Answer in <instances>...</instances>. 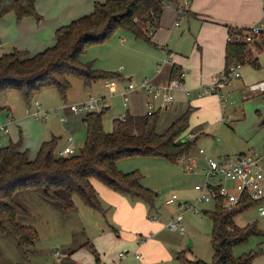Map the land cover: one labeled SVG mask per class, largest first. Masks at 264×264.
Returning <instances> with one entry per match:
<instances>
[{"label":"rangeland","instance_id":"rangeland-1","mask_svg":"<svg viewBox=\"0 0 264 264\" xmlns=\"http://www.w3.org/2000/svg\"><path fill=\"white\" fill-rule=\"evenodd\" d=\"M175 6L177 5L165 4L158 19V28L155 31L162 28L165 31H172L170 39L164 46L153 48L146 41L136 39L131 33L116 28L102 42L87 45L83 49L78 58L79 65L87 66L92 71L111 74L110 77L97 78L85 85L81 77L69 75L66 78L68 87L63 96L54 87H45L28 100L17 89L1 91L0 123L10 122V132L7 135L1 134L0 146L20 140L28 152V157L34 159L41 142L54 137L55 150H61L66 146L65 139L70 137L73 153H76L84 142L85 127L82 117L86 113H69L61 107L77 104L88 96L101 98L104 107H108L100 111L103 133L110 132L112 121L126 114V110L144 112L143 98L136 97L135 103L132 104L136 92L130 93L126 105H122L120 94L128 82L149 80V73L156 68L161 69L165 50L176 54L177 58L188 59L189 66L196 65L199 59L196 55L197 43L195 44L198 23L185 15L177 17ZM1 18L0 24L6 20L4 16ZM15 19L17 20L16 17ZM174 20L178 26H173ZM145 36L150 40L152 38L148 32ZM10 50L8 46L0 45V55L9 53ZM194 54L196 61L192 63ZM248 56L250 59L254 58L250 53ZM257 61L259 68H252L247 64L238 67L240 78H232L223 85L219 91L220 97L217 93H208V96L213 94L215 98L218 97L222 107L217 112L216 123H209V111L206 114L201 111L197 119L190 117L187 121V126L181 134L191 132L196 135L191 149L193 153L190 154L196 161V168L192 173H185L180 165L170 163L161 157L133 155L116 160L117 170L125 173L137 172L141 186L155 193L152 205L144 204L145 217L155 218L156 223L152 224H157V229L152 230L151 237L162 246V253L146 255L145 252L133 249L135 244L143 241L142 236H132L129 239L131 246L127 247L120 232L110 231V250L114 253L120 251L123 255L119 264H182L177 258L179 254L187 260H200L204 264H212L211 222L201 212L211 209L212 204L197 203V193L193 190L195 184H201L203 181L199 171L204 167V155H198L196 151L201 149L206 156L215 160L232 158L247 152H254L258 156L264 155V124H260L264 117V94H252L246 90L248 84L263 79L264 54L257 57ZM168 62L166 64H169ZM189 66L182 68L189 72ZM183 69L180 71L184 77L186 73ZM110 81L115 85L113 90L104 86L105 82ZM187 90L189 91L186 88ZM202 90L203 87L200 88L199 95ZM188 91L187 95L191 96L192 92ZM173 97L172 93V100ZM34 102H38L46 112L47 118L44 121L32 116ZM153 103L158 104L156 101ZM154 111L158 115L156 123L158 134L163 133L175 117H178L175 116L178 112L164 110V107ZM195 125H198L197 129L191 130ZM178 139L192 138L179 136ZM171 195L176 197V203L194 204L199 213L183 210L175 205H164V200ZM15 201L27 212L26 215L19 216L17 222L33 230L36 238L29 245L19 247L13 235L0 232V264H85L88 261L90 254L79 245L104 231L105 210H102V215L83 205L77 196H73L75 210L61 212L53 204L39 198L33 191L17 192ZM177 216L181 229H166L165 225L174 221ZM232 225L234 228L252 230L253 234L264 233V218L257 215L254 206L233 216ZM55 252L58 257L54 255ZM230 252L232 257L254 253L250 264H264V237L248 236L243 243L233 246Z\"/></svg>","mask_w":264,"mask_h":264},{"label":"trees","instance_id":"trees-1","mask_svg":"<svg viewBox=\"0 0 264 264\" xmlns=\"http://www.w3.org/2000/svg\"><path fill=\"white\" fill-rule=\"evenodd\" d=\"M35 0H0V18L12 12L17 19L33 16ZM165 4L177 0H105L95 3L88 15L77 18L57 28L54 44L30 55L14 49L0 55V92L17 89L28 100L45 87H54L63 96L68 87L67 76L81 77L84 84L111 74L90 70L79 65L78 58L90 44L102 42L116 28L131 33L136 39L157 46L145 36L147 31L158 28V19ZM176 7V6H175ZM186 8V7H185ZM187 12L184 9V14ZM246 28H228L224 46V68L229 65H253L241 41ZM151 34V35H152ZM178 68H172L176 76ZM190 109H186L172 121L163 133L156 132L157 112L143 115L124 114L112 121L111 131L103 133L100 112H90L82 118L85 138L81 148L68 156L54 154L56 140L51 138L40 143L34 159L30 160L21 141H10L0 146V232L14 236L19 247L29 245L36 233L17 222L27 212L15 201L20 191H33L42 200L53 204L59 211L75 210L72 197L77 196L86 207L101 212L91 180L96 179L110 190L129 199H137L152 205L155 193L141 186L137 172H120L115 168L119 158L133 155L161 157L170 163L190 153L195 139H178L187 126ZM242 201L233 208L224 209L216 199L212 208L202 210L211 222L210 244L212 264H250L254 253L231 256V248L243 243L252 230L234 228L232 218L251 206ZM93 253L90 245L82 244ZM182 264H204L200 260H187L177 255Z\"/></svg>","mask_w":264,"mask_h":264},{"label":"crops","instance_id":"crops-1","mask_svg":"<svg viewBox=\"0 0 264 264\" xmlns=\"http://www.w3.org/2000/svg\"><path fill=\"white\" fill-rule=\"evenodd\" d=\"M98 1L101 0H35V10L38 15L37 20L33 16L16 20V16L12 12L4 16L6 20L0 24V45L8 46L11 50H24L30 55L41 52L54 44V32L57 28L77 18L88 15L92 12L94 4L100 3ZM185 7L187 12L181 16L191 17L198 23V34L195 37V44L197 43L198 53L196 55L199 56V59L196 65L189 66L188 59L177 58L176 54L173 55L169 50H165V59L161 60V63H163L161 64V69L156 68L155 71L149 73V81L154 86H164L172 79V68L177 67L180 70L183 69V66H189V72L183 69L186 75L181 80V85L185 91L181 89L172 90L173 100L169 105L164 107V110L171 109L178 112L175 116H180L189 108L191 111L188 121L190 117L197 119L201 111L205 114L209 111L208 121L212 124L216 123L217 112L222 107L218 97L215 98V95H199L200 88H206L211 77L224 69V46L227 40V29L248 28L256 24L260 20L263 6L261 0H187ZM174 22L173 26H178V24L174 25ZM200 33L202 34V39H200ZM171 34L172 31L170 30L158 29L151 35V40L157 46L156 48H158L168 42ZM199 40L203 43L199 44ZM195 57L194 54L192 63H195ZM166 61L169 64H166ZM249 66L259 68L260 65L257 58L255 63ZM185 87L189 89V91L187 90L188 92H192L191 96L187 95ZM136 97L143 98L145 111L135 112L128 109L126 113L129 115H143L146 112V103L149 98L144 93L138 91L135 93L132 104L135 103ZM155 106L157 109V104ZM214 117L216 118L214 119ZM4 125L8 129L7 135L10 132V122ZM197 126L195 125L191 130H196ZM180 136L182 138H196V135L191 132H188L186 135L181 134ZM65 140L66 145H68L67 138ZM70 144L72 146V140ZM22 149L26 148L22 146ZM192 153L193 151L190 150L189 154L192 155ZM29 159L32 160L31 158ZM91 185L101 208L100 213L103 215L102 210H105L103 219L104 231L90 237L89 241L82 243L90 245L93 250V253H91L83 248L90 254L85 264H115L116 262L119 264L123 255L118 258V254L121 252L117 251L114 253L113 250H110V231L115 233L120 232L124 236L127 247L131 246L129 239L132 236H142L143 241L133 246L134 251L145 252L146 255L162 253L160 243L151 237L153 235L152 230L156 231L157 229V224H152L156 223V220L154 217L153 219L152 217H148V219L145 217L146 211L143 202L122 196L103 184L95 182L93 179L91 180ZM131 200L133 201L130 202ZM140 229H143V231Z\"/></svg>","mask_w":264,"mask_h":264},{"label":"built area","instance_id":"built-area-1","mask_svg":"<svg viewBox=\"0 0 264 264\" xmlns=\"http://www.w3.org/2000/svg\"><path fill=\"white\" fill-rule=\"evenodd\" d=\"M187 0H177L176 16L180 17L184 13ZM262 14L260 20L246 28L247 31L241 41L244 43L245 51L251 54L254 58L264 54V0H261ZM177 25V22H174ZM148 34H152L151 31H147ZM183 72L178 70L177 76L170 79L164 86H154L149 80H141L137 83L128 82L123 88L120 96L122 99V105L125 106L128 100V95L132 92H142L148 98L146 103L145 114L149 115L156 109L154 101L158 102L157 108L165 107L172 101L171 91L175 89H181L185 91L181 85V79ZM232 78H240L237 66L229 65L228 67L220 70L214 76L211 77L208 86L203 88L200 95L208 93H217L220 95V88L227 84ZM105 87L113 90L114 83L112 81L105 82ZM246 90L252 94H264V78L250 83L246 86ZM220 97V96H219ZM32 116L35 119L44 121L47 118L46 112L41 108L38 102H34L32 106ZM62 110H66L69 113H90L100 112L104 109V102L101 98L96 96H88L87 99L77 104H71L68 106H62ZM121 116L120 118H122ZM7 127L0 123V136L7 133ZM65 147L61 150H54V154L57 157H64L73 154V148L71 146V138H67ZM198 155H204V167L199 171L203 181L201 184H195L193 190L197 193V203H210L216 199H219L220 206L224 209L233 208L242 201L251 202V206H254L257 215L264 218V155L258 156L254 152H247L238 154L232 158L225 157L222 159H212L204 154L201 149L196 151ZM175 164L180 165L181 169L185 173H192L196 168V161L190 155H182L175 160ZM176 197L171 195L164 200L166 206H177L183 210H189L193 213H199L194 204L187 202H175ZM153 219V217H152ZM179 216L174 221H171L165 225L168 230L181 229L178 224ZM58 257L57 252L54 253ZM122 254H118V258ZM115 264H118L117 262Z\"/></svg>","mask_w":264,"mask_h":264},{"label":"water","instance_id":"water-1","mask_svg":"<svg viewBox=\"0 0 264 264\" xmlns=\"http://www.w3.org/2000/svg\"><path fill=\"white\" fill-rule=\"evenodd\" d=\"M108 107H104V110H106ZM264 123V118L261 120V124H263ZM188 246L190 245V242H188V244H187Z\"/></svg>","mask_w":264,"mask_h":264}]
</instances>
